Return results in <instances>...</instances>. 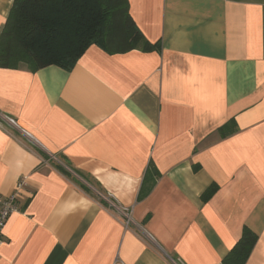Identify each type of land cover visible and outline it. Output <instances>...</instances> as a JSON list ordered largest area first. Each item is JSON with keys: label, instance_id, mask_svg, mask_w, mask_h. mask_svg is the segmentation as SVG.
Here are the masks:
<instances>
[{"label": "crops", "instance_id": "obj_1", "mask_svg": "<svg viewBox=\"0 0 264 264\" xmlns=\"http://www.w3.org/2000/svg\"><path fill=\"white\" fill-rule=\"evenodd\" d=\"M128 2L150 50L0 66V264H223L244 227L264 264V0Z\"/></svg>", "mask_w": 264, "mask_h": 264}, {"label": "trees", "instance_id": "obj_2", "mask_svg": "<svg viewBox=\"0 0 264 264\" xmlns=\"http://www.w3.org/2000/svg\"><path fill=\"white\" fill-rule=\"evenodd\" d=\"M92 44L111 54L124 53L138 47L150 50L130 13L128 0H13L12 9L0 31V66L19 68L26 65L36 71L50 65L70 70ZM237 129L230 120L218 129L221 137ZM66 175L72 172L60 165ZM88 182L80 186L104 205H110L98 182L74 170ZM158 173L157 170H155ZM219 189L209 186L202 198L208 201ZM113 208V207H111ZM257 235L244 227L241 237L224 256L223 264H245Z\"/></svg>", "mask_w": 264, "mask_h": 264}, {"label": "built area", "instance_id": "obj_3", "mask_svg": "<svg viewBox=\"0 0 264 264\" xmlns=\"http://www.w3.org/2000/svg\"><path fill=\"white\" fill-rule=\"evenodd\" d=\"M23 184L24 183L20 181L15 191L9 196L0 195V244L3 243V230L5 228L9 216L14 212L19 211L18 197L21 189L23 188ZM110 204L111 207H115L116 208L115 210L117 211L118 207L112 204V201H110ZM118 209L120 213L121 212H123V214L125 213V223L128 226L132 222V218L128 213V208L121 207Z\"/></svg>", "mask_w": 264, "mask_h": 264}]
</instances>
